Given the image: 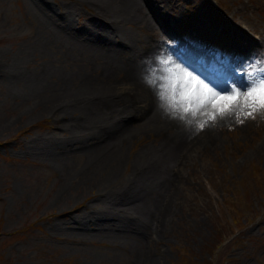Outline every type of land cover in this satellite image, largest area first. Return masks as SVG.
Masks as SVG:
<instances>
[{
	"label": "rangeland",
	"instance_id": "374dc122",
	"mask_svg": "<svg viewBox=\"0 0 264 264\" xmlns=\"http://www.w3.org/2000/svg\"><path fill=\"white\" fill-rule=\"evenodd\" d=\"M96 1L0 0V264H157L156 257L161 264H264V108L251 99L237 108L240 119L256 116L243 124L233 117L220 123L219 108L212 123L197 109V121L207 123L193 128L216 139L190 148L162 210L155 197L139 203L134 192L146 178L150 188L160 184L158 154L180 139L172 117L141 127L161 91L153 65L166 60L164 68L177 71L174 53L190 52L221 76L224 59L236 53L233 72L252 81L264 76V0H150L171 18L172 33L156 21L126 19L134 35L118 66L102 38L94 46V34L105 35L104 23L114 43L126 37L113 34L118 15ZM242 33L252 40L261 34L262 45L250 47ZM107 67L115 92L105 101L92 80L107 81ZM136 75L146 81L140 93ZM191 76L189 86L200 80ZM87 79L93 89L84 94ZM130 122L136 133L111 181L90 177L100 164L93 151ZM150 145L155 157L152 151L136 162Z\"/></svg>",
	"mask_w": 264,
	"mask_h": 264
},
{
	"label": "bare ground",
	"instance_id": "6f19581e",
	"mask_svg": "<svg viewBox=\"0 0 264 264\" xmlns=\"http://www.w3.org/2000/svg\"><path fill=\"white\" fill-rule=\"evenodd\" d=\"M99 1H103L109 8L114 10L112 12L118 15V17L115 18L114 20L115 21L114 24L116 26H113L114 28L113 34H115L116 36L118 35L121 37L122 36L126 37V39L124 40L122 38L121 45L117 44V42L114 43L112 39H115V38L111 37L110 34L107 33L108 26H106V24L104 23H102L101 26L99 27L104 30L105 35L94 34V37L96 39L94 46L95 47H98L99 45L101 46L102 42L100 43V41L97 39L102 38V41L108 47V49L107 48L105 49L108 50L107 52L110 54V57L113 60H115L116 66H118L117 63H120V54L122 52L121 48L124 45L123 43L125 42L127 43L128 38L133 39L132 36L134 35L131 31L130 32L127 31L128 29L126 28L127 22L125 23L126 19L129 20L130 22H136V24L138 25L145 24L148 26L150 25V27L156 21V23H158L159 26H162L164 30H167L166 32L170 31L172 33L171 25L169 24V21L171 20V18L170 19L166 18L165 10H162L161 8H159L156 3H155L156 5L155 7L154 3H152L150 0H97L95 3H98ZM49 8L51 9L50 6ZM68 27H70V25H68ZM242 34L244 35V42L246 44H248L250 47L258 48V45H259L258 40L256 39L252 40V38L249 37L248 35L244 33ZM263 44H264V41H263ZM156 47L157 45L153 46L154 51L155 49L157 50L160 49ZM174 56L179 57L178 60L176 61L177 62L176 65H179L180 69L185 70L182 73V77L186 79L190 77L187 81H191V78H193L191 75L193 74L198 75L200 77V80H197L196 81L197 83H195L197 90L199 91L200 89H203L208 94L209 97L213 98V102L206 103V105L204 106L205 108L204 107L202 108L201 102L198 101V98H202V96H198L197 98H194L191 101L187 102L186 99L182 97V94L190 86L189 84H185L184 79H180L176 83V87H175L176 93L179 90L178 92L179 96H176L177 104L174 108L175 111L183 113V109L188 108L189 104H191L192 110L189 113H185L187 118L192 119L194 122L197 121V118H200L201 116L199 117V115H197V113L195 112L197 111V109H200V110L204 109L203 114L204 113L209 114L212 119V117L214 116L213 115L214 110L218 109V107H214V99L218 98L215 96V93L220 92L221 90L226 91L227 88L232 89L235 86L236 88L242 87L243 92L240 97L241 99L236 104L232 105V108L237 109L239 106H243L244 104H246V102L248 104L251 103L250 101L251 94H249L248 96L244 95V92L247 90V88L252 83L251 79L247 80L246 77H243L242 75L231 71L227 67H224V70L221 73V76H216L214 74H211L208 71H206L202 66H199L193 61V56L190 54V52H184V53L175 52ZM235 61L236 62L238 61L236 57H234V62ZM153 66H154V76H155L154 78L157 79V87L160 88L161 83H163L166 89L169 88V90H174L172 88V82L175 78L171 75V73H165L164 69L167 67L165 66L164 68V64L161 63V60L157 61V64ZM139 70H141V72L143 73L141 67L140 69H138V71ZM112 71L113 70H111V68L107 67V74H108V76H106L108 78L107 81L103 80L99 84L92 80V84L95 90L97 89L100 91V94L97 92H94V95L98 97H103L105 101L108 100V97H110V94L115 92V90H113L115 86L109 79L110 73ZM189 73L191 74L189 75ZM165 75H167L169 78L166 80H162L161 77ZM136 78L138 80L136 81L133 80V83L135 85V88L140 93L141 90L146 89L143 83L146 81L143 78V76L141 77L139 75H136ZM86 81L87 82L83 83L82 84L83 86H81V90L84 94H86V92H88L89 90L93 89L91 86L92 84H88V82H90L91 79L90 80L87 79ZM213 89H215V92L213 91ZM70 91L74 97H78V98L81 97L80 91L79 92H74L73 90H70ZM64 93L66 97H70L67 90L62 92L61 94H64ZM167 93L168 92H165L166 96H168ZM128 99L130 98L128 97ZM180 100H182L181 103H180ZM128 102L125 101V104L128 105ZM195 103H197V105H194ZM147 112H148V115L146 119L144 120V122H142L141 124V127L144 129L152 130L155 128V126L158 123H163L165 120H167L170 117H172L171 121L173 120L175 121V123H178L181 125L180 136H179L180 139L177 141L171 142L169 145L167 144L166 152L165 153L164 151L161 152L163 153V155L161 153L158 154L160 155V158H161L160 163H162V167L157 168L156 171H158L157 174L161 173V175H163L161 176V178L162 177L163 178L161 179L160 184H158V186L156 185L150 188L148 187V184H147L148 181L146 178L143 184L141 185V187H139L138 189L134 191L135 196H138L136 201L139 202L141 200L139 203L146 202L148 198H150L151 200H154L152 198L155 197L156 203L158 202L157 212H159V210H162L160 208V205L166 204L170 200L172 195L175 193L174 192L175 182H181L182 180L178 178L176 174L178 173L177 171L181 169V167H184V164H185L184 158L188 156L190 148L192 147L196 148L200 144L207 143L208 141H214L213 139H216V136L214 134L207 135L206 131L197 132L193 128V125H189L185 120H181L177 117H173L171 113L167 110V108L165 107L164 101L160 99L159 94L154 95V97L152 98L150 107H147ZM229 118L230 116H224L223 118H221V115H219L217 121H220V123L227 122L229 121ZM217 121L213 122L212 120V123H218ZM133 126L134 125L130 122L127 125H124L123 126L124 128L120 127L121 128L119 130L120 132L118 134H114L111 138H109L110 139L109 142L108 141L105 142L107 146L105 147L97 146L96 147V149L93 151V158L97 159L98 160L97 163H100V164H98L94 172L89 173L90 177L94 178L95 180L99 179V181H105V183H109L111 181V178L115 175V173L118 171V169L120 168V166L125 160V157H126L125 150H126L127 141L129 140V138H131V136H133V134L136 133L135 131L136 127L135 126L133 127ZM149 147L150 148L143 149L142 150L143 152L141 151L138 155H135L133 159H135L136 162H138L139 160L140 162H142L145 159H147L150 152L155 151L151 145ZM156 153L157 152L155 151L154 157ZM126 195H127V192H123L121 196H126ZM57 200H59V197H57ZM150 205L153 206V204H150ZM144 212L147 215L150 213L147 209L144 210ZM154 260H156L155 262L157 264H161V260L159 257L154 258Z\"/></svg>",
	"mask_w": 264,
	"mask_h": 264
},
{
	"label": "snow or ice",
	"instance_id": "6c2138e0",
	"mask_svg": "<svg viewBox=\"0 0 264 264\" xmlns=\"http://www.w3.org/2000/svg\"><path fill=\"white\" fill-rule=\"evenodd\" d=\"M162 64H167L168 61H161ZM177 71H173L172 68H165L164 71L165 73H171V75L175 78L172 82V88L175 89L176 83L180 79H184L185 84H191L190 81H187L186 78L182 77V72L185 70L180 69L179 65L175 66ZM264 71V70H262ZM257 76L259 77L258 79H253L251 85L247 88V90L244 92V95L248 96L249 94L254 93V95L250 96L251 101L257 105L258 108H264V76H261L260 73H257ZM169 77L167 75L161 77L162 80H166ZM152 84H155V80H150L149 81ZM165 85L161 83L160 85V99L164 101L165 107L167 110L171 113L173 117H177L181 120H185L189 125H193L196 127L197 130H203L204 127L206 126L207 122L201 123L199 121H193L192 119L187 118L185 113H189L192 110V105L189 104L188 108L183 109V113L177 112L174 110L177 101H176V96L174 93L169 94L168 96L165 95L164 92ZM258 89V90H257ZM215 92V89H213ZM239 91L236 87H233L231 91H223L221 90L220 92H216L215 96L218 98L214 99V107H218L219 111L221 112V118L224 116H230L235 118L236 122L239 124H243L247 119H255L256 116L252 114V112H245L243 113L244 119H240V111L241 109H233L232 105L237 103V96L233 95V92ZM198 96H202L203 99L201 100V103H209L213 102V98L209 97L208 94L203 90L200 89L199 91L197 90L195 85H191L183 94L182 97L184 99H187L191 101L194 98H197ZM223 104V107H219L220 105ZM245 106H251L247 102ZM253 111H256V108L253 109ZM217 117L213 116L212 120L215 122Z\"/></svg>",
	"mask_w": 264,
	"mask_h": 264
},
{
	"label": "trees",
	"instance_id": "16d2710c",
	"mask_svg": "<svg viewBox=\"0 0 264 264\" xmlns=\"http://www.w3.org/2000/svg\"><path fill=\"white\" fill-rule=\"evenodd\" d=\"M239 219H240L239 221H241V222H242V220H241V218H240V217H239Z\"/></svg>",
	"mask_w": 264,
	"mask_h": 264
}]
</instances>
